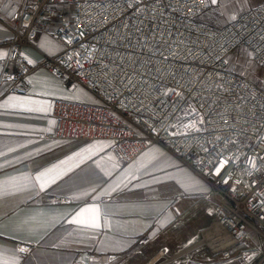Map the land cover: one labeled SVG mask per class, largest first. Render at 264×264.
Returning <instances> with one entry per match:
<instances>
[{
    "label": "built area",
    "instance_id": "obj_1",
    "mask_svg": "<svg viewBox=\"0 0 264 264\" xmlns=\"http://www.w3.org/2000/svg\"><path fill=\"white\" fill-rule=\"evenodd\" d=\"M208 1L6 0L0 24L13 28L0 83L25 94L29 76L46 68L65 90L84 89L96 103L54 100L47 137L106 140L125 163L159 146L209 186L210 253L264 264V81L235 73L229 60L244 47L264 67V0L219 27L198 21ZM40 33L61 50L29 63L19 49L35 47ZM34 247L19 245L17 255Z\"/></svg>",
    "mask_w": 264,
    "mask_h": 264
},
{
    "label": "crops",
    "instance_id": "obj_2",
    "mask_svg": "<svg viewBox=\"0 0 264 264\" xmlns=\"http://www.w3.org/2000/svg\"><path fill=\"white\" fill-rule=\"evenodd\" d=\"M12 28V22L0 24V59L9 52L4 42L12 38ZM19 50L34 63L61 47L40 33L35 47ZM29 83L21 95L8 94L0 83V184L26 185L0 201L3 259L14 256L18 264H237L234 254L223 259L206 246L203 232L213 222L214 201L205 198L209 186L203 179L157 145L125 163L109 153L106 140L47 137L54 128V100L94 99L79 86L65 90L46 68L33 72ZM21 103L24 107L13 106ZM54 166H59L52 173L55 183L40 191L35 177ZM58 197L65 202L57 203ZM93 206L100 211L99 228L71 222ZM26 243L35 247L20 258L17 246ZM190 250L193 255H187ZM108 255L114 258L108 261Z\"/></svg>",
    "mask_w": 264,
    "mask_h": 264
},
{
    "label": "rangeland",
    "instance_id": "obj_3",
    "mask_svg": "<svg viewBox=\"0 0 264 264\" xmlns=\"http://www.w3.org/2000/svg\"><path fill=\"white\" fill-rule=\"evenodd\" d=\"M260 1L263 0H216L215 3L208 1L206 11L198 17V21L206 22L209 25L211 22H214L217 26H223L230 22L234 15L243 12ZM229 60L233 64V71L235 73L245 76L252 83L257 85L260 81H264V67L254 64L250 60L248 51L244 47L237 48L230 55ZM90 97L94 99L92 103H96V99L92 95H90ZM254 240L256 241L255 238ZM200 250H203L206 253V246L201 245ZM235 252L236 251H234L233 254ZM193 254L194 250L187 252V255ZM217 257L219 258V256ZM160 261L155 264L160 263Z\"/></svg>",
    "mask_w": 264,
    "mask_h": 264
},
{
    "label": "snow or ice",
    "instance_id": "obj_4",
    "mask_svg": "<svg viewBox=\"0 0 264 264\" xmlns=\"http://www.w3.org/2000/svg\"><path fill=\"white\" fill-rule=\"evenodd\" d=\"M211 3H215L216 0H209ZM31 63V61H29ZM11 100H17V98L13 97L10 98ZM13 106H20L24 107L23 103L19 105H13ZM26 110L32 111L37 109L27 108ZM228 163L227 160H224L223 163H221L217 168L216 172L217 174L220 173L221 168L224 167V164ZM59 166H54L52 169H46L43 172H40L36 177V181L39 184L40 191H44L51 183H55V180L57 176H53L52 173L56 171V169ZM226 182V181H225ZM26 185L23 184H13L12 186H6L3 184H0V201H3L4 197L9 195H14L18 191L25 190ZM84 213H90L89 217L87 219H81L80 216H83ZM72 223L82 225L85 228H99L100 225V211L99 208L93 206L90 209H84L80 214H78V217L75 218ZM20 252L26 251L24 248L19 249ZM0 264H18V260L13 256L11 260L3 259L2 253H0Z\"/></svg>",
    "mask_w": 264,
    "mask_h": 264
},
{
    "label": "bare ground",
    "instance_id": "obj_5",
    "mask_svg": "<svg viewBox=\"0 0 264 264\" xmlns=\"http://www.w3.org/2000/svg\"><path fill=\"white\" fill-rule=\"evenodd\" d=\"M213 229L212 230H208V232H207V234H206V232H205V236L207 235V242L206 243H208L210 246H209V248H211L212 250H215V249H217V247L213 244V242H211V240H210V238H211V235L213 234ZM212 245H213V247H212ZM189 249V248H188ZM148 264H154L153 262H150V263H148Z\"/></svg>",
    "mask_w": 264,
    "mask_h": 264
},
{
    "label": "trees",
    "instance_id": "obj_6",
    "mask_svg": "<svg viewBox=\"0 0 264 264\" xmlns=\"http://www.w3.org/2000/svg\"><path fill=\"white\" fill-rule=\"evenodd\" d=\"M210 26H212V27H219L214 22H211Z\"/></svg>",
    "mask_w": 264,
    "mask_h": 264
}]
</instances>
